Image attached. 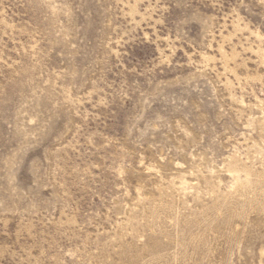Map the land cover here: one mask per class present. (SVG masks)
<instances>
[{"label":"rangeland","instance_id":"1","mask_svg":"<svg viewBox=\"0 0 264 264\" xmlns=\"http://www.w3.org/2000/svg\"><path fill=\"white\" fill-rule=\"evenodd\" d=\"M0 264H264V0H0Z\"/></svg>","mask_w":264,"mask_h":264}]
</instances>
